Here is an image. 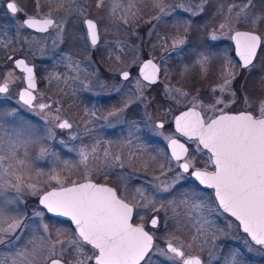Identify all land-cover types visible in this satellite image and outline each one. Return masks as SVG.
I'll list each match as a JSON object with an SVG mask.
<instances>
[{"label":"snow or ice","instance_id":"6c2138e0","mask_svg":"<svg viewBox=\"0 0 264 264\" xmlns=\"http://www.w3.org/2000/svg\"><path fill=\"white\" fill-rule=\"evenodd\" d=\"M207 3L199 0L193 9L190 3L170 0H34V12L24 13L17 35L21 29L48 34L54 50L83 40L89 52L85 60H90L91 50L109 46L103 36L110 28L127 31L142 20L165 22L177 8L196 16ZM6 11L16 18L23 9L18 0H7ZM156 27L152 24L150 36ZM172 27L174 32L157 33L153 49L169 52L188 43L191 22L177 20ZM207 36L212 42L231 41L234 56L229 55L231 48L218 52L212 50L217 44H204L192 63L183 66L176 83L154 56L141 62L136 55L132 63H139V75L120 106L113 105L103 115L86 111L109 127L113 119L126 124L128 138L97 139L79 147H68L60 140L76 159H62L48 143L56 139L55 129H72L73 123L62 118L59 106L53 115L52 104L36 103L34 67L26 59L7 56L23 75L4 73L0 97L11 98L10 84L21 80L26 87L16 93L17 104L40 116L46 126L41 129L16 107H0V264H246L239 248L227 254L219 249L218 254V241L233 233L247 252L264 254V0L260 7L256 0H231L227 7L219 4ZM33 40L39 43L38 38ZM11 43L0 41V48L7 51ZM115 45L123 51V42ZM54 54L76 73L70 78L73 82L80 81L81 71L87 72L71 53ZM115 59L123 62L120 55ZM257 68L260 72L250 82ZM118 74L123 82L129 81V71L118 70ZM193 74L198 82L213 79L205 89L207 101L200 88L186 90ZM47 79L61 77L50 73ZM158 82L165 101L172 103L163 117L154 119L148 109L155 97L148 92ZM64 84L69 85L68 77ZM115 91L120 93L122 85ZM138 101L144 106L143 121L125 115ZM169 116L174 130L165 134L161 130ZM141 124L163 136L167 150L157 148L153 155L143 144L133 146ZM92 131L86 127L84 134ZM77 138L70 135L71 140ZM44 160L50 163L47 170L36 163ZM141 168L158 175L131 187L127 169ZM29 197L36 199L35 204L28 205ZM48 214L63 219L52 220ZM219 217H224L223 226L217 222ZM158 239H163V247ZM205 250L207 261L200 255Z\"/></svg>","mask_w":264,"mask_h":264},{"label":"rangeland","instance_id":"374dc122","mask_svg":"<svg viewBox=\"0 0 264 264\" xmlns=\"http://www.w3.org/2000/svg\"><path fill=\"white\" fill-rule=\"evenodd\" d=\"M7 0H0V41L7 43L12 41L9 45L7 51L0 48V83L3 82V74L11 70L14 77H21L22 74L18 72L13 63L7 61V56L14 55L17 57H23L30 64L34 65L37 74V101L36 103H49L52 104V114L55 115V108L59 106L61 108L60 115L62 118H68L73 123V128L69 130L55 129L57 135L54 141H49V146L53 147L55 151L59 152L62 159H76L75 152H69L64 145L59 143L60 140H64L68 147L76 146L79 147L81 143L92 144L95 140L103 141H113L119 142L121 140L128 138L127 125L119 123L116 119L111 121L113 126L109 127L105 121L97 120L91 117L89 114L95 111L98 115L106 114L105 100L115 99L117 107L120 106L119 102L124 93L129 92L133 88L135 79L137 76V68L139 63L133 64L132 61L136 55L140 57L142 62L145 59L156 58L155 62L159 63L163 68H167L171 73V79L173 83L180 80V71L186 64H191L195 59V52L198 50H203L204 44H217L218 47L212 49L213 51L223 52L231 48L230 41L226 38H221L220 41L212 42L208 40V36L205 35L206 23H198L194 21L200 16L206 9L216 11L219 4L224 3L227 7V3L231 0H208V3L204 5V11L199 15L192 16L190 13L177 8L173 15L170 17H165V22L152 21V23H144L140 21L138 25H132L127 31L120 30L117 31L116 28H110L107 35L103 36L104 40L110 42L109 46L101 45L99 50H91L90 60H85V56L89 54L88 50L85 49L84 41L81 40L78 43L72 45L65 43L61 45L60 49L54 50L52 47V37L48 34H39L28 29H21L19 35H17V24L22 22L25 18L24 13L34 12V0H18V5L23 12L18 13L16 18H13L6 11ZM172 3H184L188 5L189 3L196 8L199 0H170ZM257 6H261V0H256ZM47 11V9H44ZM91 11L96 12L94 5L91 6ZM147 11V9H146ZM213 14V13H212ZM148 17L144 18L147 20ZM210 18V17H209ZM188 20L191 22V28L188 33V43L179 49L169 52H162L159 47L153 49L152 45L157 44L158 36H163L165 33L174 32L172 25L177 20ZM212 20V19H211ZM212 22V21H211ZM152 24H157V27L153 30V34L149 35V29L152 28ZM212 28V27H211ZM209 29L208 32L210 31ZM134 31L135 35L130 33ZM183 31V29H181ZM207 32V33H208ZM33 37L39 39V43L33 40ZM43 37H47L46 39ZM27 40V43L25 41ZM123 42V51L116 48L115 42ZM169 45L171 41L169 40ZM41 45H44L43 51H41ZM15 48V53L12 49ZM137 48L138 50L133 53L132 49ZM109 50L112 51V55L109 56ZM62 51L65 54L71 53L74 60L81 61V68L86 69L87 72L81 71L79 73L80 81L73 82L70 78L76 75L70 68L66 67L64 63H59V56L55 55L54 52ZM116 55H120L123 62L117 61L115 59ZM229 55H232L229 53ZM161 56L164 57L163 61ZM118 70H127L130 72L129 81L123 82L119 78ZM260 69L253 70V76L250 78V82L256 79L259 74ZM50 73H55L61 77L59 81L52 80L48 81L47 77ZM247 73H243L242 76L237 81V86L244 79ZM69 78V85L64 84V78ZM164 77L161 75V80ZM213 79L207 81L198 82L197 77L193 74L191 80L188 82L186 90L195 92L196 88H200L202 93H204V99L207 101L208 94L205 89L206 86L213 83ZM84 84L88 85L86 89ZM122 85V91L117 93L115 87ZM194 85V87H193ZM179 86V85H178ZM24 87V83L16 79L14 83L10 84V93L8 94L11 98L0 97V107L11 108L16 107L20 109L21 115L26 119L30 120L32 123L38 125L43 129L45 121H43L40 116L35 115L33 112L28 111L26 108H21L17 104V95L19 89ZM163 85L158 82V84L152 86L151 90L148 92L150 97H155V102L151 104L148 111L152 113L154 119L161 118L164 116V109H166L171 101H165L162 93ZM63 89V91H61ZM42 93L43 95H39ZM56 102H59L58 104ZM163 105V107H161ZM87 113L89 114H86ZM178 113V112H177ZM175 113V114H177ZM127 118H135L138 121L144 120V106L141 102L134 103L125 114ZM172 117L169 116L165 122V129L161 130L165 134L173 131L171 127ZM91 121V123H87ZM90 128L93 131L89 135H85V128ZM141 131L137 133L139 140H133V146L136 144H143L150 154H155V149L164 148L165 140L163 136L156 135L153 131L148 128H144L143 124L140 125ZM76 134L77 139L71 140L70 135ZM118 146V145H117ZM125 154H127L128 149H124ZM35 153H33L34 155ZM147 158V155L145 156ZM37 166L42 167L47 170L50 167V163L47 160L37 161ZM129 174L132 176L130 182L131 187L144 184L145 181H151L153 175H158V172L149 170L147 173L141 168L139 171H133L132 169H127ZM134 181V182H133ZM36 199L29 197L27 200L28 205L35 204ZM29 214L31 213V207L28 208ZM171 215V213H169ZM163 216V213H161ZM52 220H57L50 217ZM221 226L224 224V217H219L218 221ZM170 226L172 221L169 222ZM57 226H61L57 224ZM66 226V225H65ZM239 248L243 253V260L246 264H264V254L258 252H247L244 248L242 241L238 238V234H229L226 237L221 238L218 241V254H221L219 249H222L223 254H227L231 249ZM205 261L208 259L207 251L200 253ZM215 264V262H214Z\"/></svg>","mask_w":264,"mask_h":264},{"label":"flooded vegetation","instance_id":"af4514ba","mask_svg":"<svg viewBox=\"0 0 264 264\" xmlns=\"http://www.w3.org/2000/svg\"><path fill=\"white\" fill-rule=\"evenodd\" d=\"M212 13H214V11L213 10H209V9H206L200 16H198V18L197 19H194V21H196V22H198V23H206V25H207V27H205V32L207 31L208 32V30L209 29H207V28H211L212 27ZM147 17H148V15H147ZM210 17V18H209ZM179 20V19H178ZM211 30V29H210ZM30 31V30H29ZM207 32H206V34L205 35H207ZM230 44H231V41H230ZM231 47H232V44H231ZM19 72V71H18ZM21 73V72H20ZM22 74V73H21ZM23 75V74H22ZM158 84V83H157ZM113 98V97H112ZM112 98H110L109 100H105L104 101V104H105V102H106V107H105V112H108L112 107H113V105H115V106H117L116 105V103H115V99L114 100H112ZM171 127H172V129L174 130V128H173V125H172V120H171ZM164 147H165V150H167V142L165 141V145H164ZM206 158V157H205ZM134 182V181H133ZM58 220V219H57ZM161 237L163 236V230L161 231V233L159 234ZM157 243L161 246V247H163L164 246V242H163V239H158V241H157ZM203 258V257H202Z\"/></svg>","mask_w":264,"mask_h":264},{"label":"water","instance_id":"95a60500","mask_svg":"<svg viewBox=\"0 0 264 264\" xmlns=\"http://www.w3.org/2000/svg\"><path fill=\"white\" fill-rule=\"evenodd\" d=\"M5 7H6V4H5ZM29 30H31V31H33V32H35L34 30H32V29H29ZM37 33V32H36ZM41 34V33H40ZM233 55H234V46H233ZM18 58H22V57H18ZM22 59H24V58H22ZM30 66H33L32 64H29ZM13 66H14V64H13ZM34 67V66H33ZM15 68V67H14ZM16 69V68H15ZM17 71H19L20 72V70L19 69H16ZM34 73H35V76H36V72H35V69H34ZM23 74V73H22ZM137 75H139V66H138V68H137ZM119 78H120V76H119ZM121 79V78H120ZM36 81H37V76H36ZM24 87H26V84H24ZM37 89V88H36ZM20 90V89H19ZM36 91V90H35ZM17 100H18V96H17ZM178 114V113H177ZM65 130H68V129H65ZM48 216H50L51 217V214H48ZM55 218V217H54ZM57 219H63V218H57ZM255 247V246H254Z\"/></svg>","mask_w":264,"mask_h":264},{"label":"trees","instance_id":"16d2710c","mask_svg":"<svg viewBox=\"0 0 264 264\" xmlns=\"http://www.w3.org/2000/svg\"><path fill=\"white\" fill-rule=\"evenodd\" d=\"M145 12H146V15H145V17L144 18H146L147 17V11H146V9H145ZM27 14H29V15H31V14H33V13H27Z\"/></svg>","mask_w":264,"mask_h":264}]
</instances>
